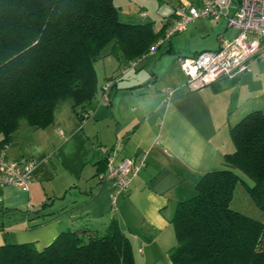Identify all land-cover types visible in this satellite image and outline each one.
I'll return each mask as SVG.
<instances>
[{"label": "crops", "instance_id": "crops-1", "mask_svg": "<svg viewBox=\"0 0 264 264\" xmlns=\"http://www.w3.org/2000/svg\"><path fill=\"white\" fill-rule=\"evenodd\" d=\"M197 19L205 18L193 21ZM206 20L204 28L191 21L162 43L166 47L153 66L146 58L159 46L127 61L111 54L108 45L103 54L118 74L108 103L101 98L104 82L98 83L96 104V96L83 108L73 107L71 99L59 102L50 124L29 129L38 133L37 148L6 152L9 159L32 157L40 163L28 187L0 186V244L12 237L14 242L33 241L41 249L62 230L102 231L114 217L129 238L135 264H171L168 249L176 242L171 220L177 203L194 193L204 172L223 167L224 155L235 149L231 126L252 110L264 111V57L251 59L248 69L233 79L220 77L196 90L186 85L177 55L216 49L235 34L224 18ZM205 35L212 40L190 45L194 36ZM178 41L188 46L181 48ZM134 61L151 68L146 66L139 76L128 66ZM143 151L145 164L113 208L107 158L129 157L137 163Z\"/></svg>", "mask_w": 264, "mask_h": 264}, {"label": "trees", "instance_id": "trees-1", "mask_svg": "<svg viewBox=\"0 0 264 264\" xmlns=\"http://www.w3.org/2000/svg\"><path fill=\"white\" fill-rule=\"evenodd\" d=\"M165 26L120 21L112 0H0V148L23 120L35 128L50 124L61 101L90 103L99 90L94 61L105 47L127 61L141 58ZM230 132L235 149L223 167L204 172L194 193L176 205L171 264H264V220L229 206L241 184L264 209V111L248 112ZM0 264L135 261L112 217L102 231L62 230L41 249L33 241L4 242Z\"/></svg>", "mask_w": 264, "mask_h": 264}, {"label": "built area", "instance_id": "built-area-1", "mask_svg": "<svg viewBox=\"0 0 264 264\" xmlns=\"http://www.w3.org/2000/svg\"><path fill=\"white\" fill-rule=\"evenodd\" d=\"M196 18H224L235 29V34L224 39L216 49H203L191 55H177L190 90L211 84L220 77L233 79L248 69L251 59L264 57V0H177L173 6L172 22L165 19L157 23L158 28L165 23V31L150 46L148 52H153ZM132 65H136V61ZM126 69L127 66L123 71ZM115 80L116 77L111 76L101 86V98L106 103ZM165 91L171 93L170 89ZM6 147L5 145L0 148V186L28 187L32 173L40 161L32 157L9 159ZM146 152H140L137 163L129 157L118 161L107 158L105 176L112 186L113 208L116 197L127 192L131 176L145 164Z\"/></svg>", "mask_w": 264, "mask_h": 264}, {"label": "rangeland", "instance_id": "rangeland-1", "mask_svg": "<svg viewBox=\"0 0 264 264\" xmlns=\"http://www.w3.org/2000/svg\"><path fill=\"white\" fill-rule=\"evenodd\" d=\"M176 1L177 0H112V3L117 9V16L120 21L130 22V23L152 21L156 26L160 20L163 21V19L171 15L173 11L172 6ZM196 23H198L202 28H204L208 24L205 18L204 20L197 19L193 21L190 25L193 26ZM209 40H212V36H208V37L207 35L194 36L190 41L191 42L190 45L196 44L197 46H199L200 44L208 43ZM177 43L178 45H180L181 48H186L188 46V44L185 41H178ZM165 47L166 44L160 45L156 49V54H154V56L149 55L146 58V63H148L149 61L151 63V66H153L154 59L158 57L159 53L163 51ZM108 57H109L108 54L107 55L103 54L94 61V68L97 73V80L99 84L101 82H104L105 76L109 74H112V76L117 78L118 74L114 72L117 69V67L112 66L111 60ZM130 65H132V63L128 65L129 68H133L132 71L136 70L138 73L140 72L139 76H141L142 71L147 70L146 66H148L147 64L145 65L143 61H136V65L134 66L133 65L130 66ZM151 66L150 67L148 66L149 69L151 68ZM123 69L124 68L118 70L121 73L123 72ZM118 70L116 72H118ZM113 73L115 74L113 75ZM97 96L98 93L96 94V97L93 100L95 104L97 103L96 100ZM30 127L28 126L26 121L22 122V124L19 125L18 129L13 133L6 147V152H8L9 154H15L18 153L22 148L24 150L37 148L38 133L35 134L29 133V129L33 130L37 128L35 127L30 128ZM59 140H60L59 137L56 138V142H59ZM229 206L244 214L264 220V209L259 208L255 204V202L251 199V197L248 195L245 188L241 184H237V186L235 187L232 198L229 202ZM7 216H8L7 214L6 215L4 214L3 217L4 221H6ZM1 219L2 217L0 215V222ZM6 240L8 242L15 241L14 239H12V237H7Z\"/></svg>", "mask_w": 264, "mask_h": 264}]
</instances>
